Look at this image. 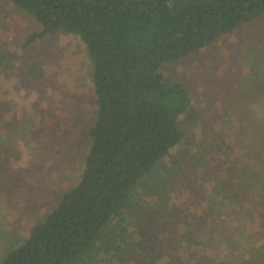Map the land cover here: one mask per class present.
Masks as SVG:
<instances>
[{"label":"trees","instance_id":"obj_1","mask_svg":"<svg viewBox=\"0 0 264 264\" xmlns=\"http://www.w3.org/2000/svg\"><path fill=\"white\" fill-rule=\"evenodd\" d=\"M8 1L41 24L26 37L24 48L54 31L80 37L91 60L98 112L88 125L90 145L79 181L33 223L1 264H264V102L237 112L236 120L228 118L226 106L215 110L217 129L210 143L215 164H205L203 174L196 169L206 157V129L195 155L185 156L189 166L178 167L174 160L172 168L159 166L181 145L186 132L180 121L192 104L165 63L263 17L264 0ZM38 68L17 52L0 55V72L38 78ZM8 110L5 105L3 112ZM15 118L5 119L8 126ZM9 147L0 146V165L10 162ZM246 149L257 159L238 167ZM217 151L228 163L219 173ZM235 167L239 172H232ZM213 180L218 187L211 194ZM148 182V189L159 193L143 213L135 206V192ZM178 191L187 202L180 206V223H170V198ZM203 202L206 210H214L209 218L193 209ZM194 225L199 235L191 232ZM240 227L246 232L235 235ZM162 236L172 240L170 248L159 245ZM220 250L229 256L220 258Z\"/></svg>","mask_w":264,"mask_h":264},{"label":"rangeland","instance_id":"obj_2","mask_svg":"<svg viewBox=\"0 0 264 264\" xmlns=\"http://www.w3.org/2000/svg\"><path fill=\"white\" fill-rule=\"evenodd\" d=\"M40 29L41 24L32 16L12 2L0 0V55L14 51L27 64L39 66L38 78L0 72V118L3 117L2 122L7 125L1 126L0 132L5 136L0 137V146H10L7 158L10 162L0 165V264L7 251L26 239L33 223L43 218L64 192L79 181L90 145L88 125L94 122L98 112L91 60L83 41L79 36L54 31L24 48L26 37ZM164 66L171 79L183 83L192 104L180 121L186 132L181 145L159 166L166 164L164 168H172V160L178 167L189 166L185 156L195 155L203 129H206L210 134L205 136V142L209 143L204 142L202 149L206 157L202 158L201 169L195 168L203 174L205 164H215L210 146L217 129L213 126L218 118L215 110L226 106L227 114H231L228 118L236 120L237 112L264 102V16L219 36L184 59ZM5 105L10 110L3 112ZM13 115L15 121L8 126ZM228 131L232 133L233 129ZM220 132L225 137V132ZM237 152L241 153L239 147ZM217 153L221 155V159L214 155L220 159L217 161L219 167L215 168L219 173L228 163L222 162L224 154ZM256 155L254 150L246 149L241 162L235 165L251 166ZM232 172H239V168H233ZM147 179H152V173ZM213 186H216L214 180L208 187L211 194ZM148 188H151L150 182L146 189L138 188L135 192V206L143 213L148 212L149 205L156 202L154 195L159 193L158 189L154 194ZM186 199L181 191L172 194L170 223H180V206L187 202ZM197 206L193 207L194 211L204 213L207 218L212 216L214 210H206V202ZM232 225L233 221H230L229 231ZM195 226L191 228L194 236L199 235ZM246 227L233 232L235 235L245 233ZM241 242L246 244V238ZM162 244L166 249L173 245L167 236H162L159 245ZM220 251V258L229 256ZM169 252L172 255V251Z\"/></svg>","mask_w":264,"mask_h":264}]
</instances>
